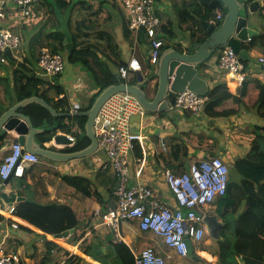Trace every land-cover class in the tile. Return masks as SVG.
<instances>
[{
    "label": "crops",
    "instance_id": "1",
    "mask_svg": "<svg viewBox=\"0 0 264 264\" xmlns=\"http://www.w3.org/2000/svg\"><path fill=\"white\" fill-rule=\"evenodd\" d=\"M41 1L42 0H40L35 7L39 6ZM100 1L101 0H92L91 2L96 3L95 6H98ZM106 1L104 6L107 4L110 8L111 6L114 7V2L121 4V0ZM257 1L260 2V6L264 4V0ZM157 3L163 23L168 20L173 22L172 28L176 37L170 42L180 44L182 49L180 51H188L194 43L191 40L189 32L179 27L176 7L172 6L168 0H159ZM177 3L179 5H177V8H182V5L179 2ZM2 4L3 1L0 0V8H2L5 15L6 12H19L11 3H7L4 6H2ZM47 6L49 7L50 5ZM96 8L97 7H95V9ZM117 10L119 9L112 8L111 11L114 17L119 19L118 26H115V34H113L114 36L116 35L114 38L119 41L116 43L126 62H128L131 57H136L143 66L152 70H149L146 75V73L143 72V68V76L148 78L154 74V72H157V67L152 68L155 65H151L149 62V40H147L145 44H140L137 41L139 32L137 34L133 32L136 38L133 46H130L125 38L122 40L123 31L120 21L122 13L117 12ZM51 13H53L51 15H55L54 11ZM215 13L216 16L214 18L205 20L214 22L218 14L217 12ZM257 14H259V12H257ZM122 15L126 17L124 10ZM259 16L260 17L256 15L255 21V24H258L256 30L259 31V35L254 38H264V18L260 14ZM14 31L20 36L22 41V36L18 29ZM249 44V41L244 42L243 49L245 45ZM263 54V44H256V46L250 50L245 63L247 80L241 86L225 78V75L218 67L217 54L208 62L203 63L201 68L197 66L201 77L207 81L209 90L215 84H223L232 93V99L236 105L244 101L238 114L230 117H209L203 112L196 115L188 110L175 108L171 104L168 111L164 113H147L140 120V124L134 125V128L141 131L146 137L143 142L146 152V164L140 180L150 186L157 193L159 199L166 202V204L172 207L177 206L174 196L163 177L166 169H172L177 172L186 171L193 160L201 158L210 159L212 157H221L230 166L235 159L244 157L248 153L251 143L257 134L264 135V117L261 114L264 111V63L258 60L259 55ZM21 57L18 58V60H21ZM156 66H158V64ZM70 67L72 71L68 76L65 77L63 73L57 78L51 79V82H46V90L42 94L44 99L56 110L65 113L83 111L78 110L84 107L79 103V100L83 98V96L86 97V99H90L95 92V90L87 91L89 89L81 84H76L77 88L74 89V86H76L74 79L77 80L78 76L87 79L88 75L79 66L76 67L70 64ZM33 68L34 71H39V68L37 69L35 66ZM6 74V71L0 68V77ZM62 77H65L64 85L60 83ZM134 77L133 75L131 78L133 79ZM0 85L4 90V83L1 80ZM1 93L3 96V92L0 90V96ZM60 100H65L64 107L58 104ZM144 118L147 120H144ZM70 134L76 136L77 142L76 133L73 132ZM15 136V132H8L6 137L0 138V162L10 152L12 142L16 139ZM157 141L160 142L161 147L160 144H157ZM87 143L88 142L85 140L82 142L83 145ZM73 147L74 146H70L63 150L73 151ZM138 149L141 150L142 153V148L140 146H137V151ZM137 154L139 153L137 152ZM52 163L51 161L48 162V160H45V164L42 166L34 165L27 168L22 180L30 186L29 192L34 195L37 201L42 203L55 202L70 206L79 219V230L68 238H55L54 235L43 232L28 221L14 216L19 222L20 227L25 226L33 232L28 234L22 231L21 228L18 230L12 229L11 226L7 228L2 223L3 221L0 220L1 250L19 251L20 253H22L21 250H25L24 254H32L35 253V250L38 248V251L41 252L40 254L42 255L45 248L44 240L47 239L59 244L65 250L69 251L70 255L77 254L91 264H100L91 256L86 255L83 251L87 250L88 245L92 243L94 245H101L97 246L95 249L98 250L97 255L100 253V250H109L110 246L115 250H124L123 246H127L132 252L134 260L136 254H140L147 249H153L162 257L163 262L166 264H218L219 241L216 240L214 244L209 242H200L197 243L196 246L193 244V253L198 257L196 260L192 255H190V257L188 256L189 258L179 256L174 250L167 247L162 238L160 239L159 236L151 232L141 231L138 223L134 221H124L121 224V239H118L116 234L110 229L99 225L100 220L95 218L93 214L97 210L105 212L110 207L116 205L114 194L117 188L116 173L108 163L106 155L100 150L87 159H76L67 163L54 164L55 166H53ZM50 165L57 168V178L53 184L47 183L43 190L41 184L38 183L40 174L38 175L37 172L41 171L43 168L48 169ZM134 168L135 166L132 161L131 169L134 170ZM41 176L45 177L47 173L43 172ZM64 177H79L80 179L86 180L88 182L86 185L87 187L80 193L74 186L66 183ZM4 190L10 197L25 196L23 195L22 189L14 188L11 182ZM88 194H91V196ZM229 197L233 200L232 206L227 205L222 207L220 205V198H217L212 202L213 204L207 205V214L218 215L220 220H222L225 214L236 213L238 207L242 205L244 198L240 193L235 191H233ZM1 202L2 201H0V212H2V206L4 205L11 209V207H15L19 204L15 202L2 205L4 202ZM246 206L248 205L246 204ZM5 219H7L9 223H12L11 219ZM2 230L7 231L4 236L3 234L1 235ZM110 234L113 235V239L110 242H106L105 240ZM37 236L43 238L42 241L38 239ZM168 249H171L173 253ZM30 256V258H25L26 264H36L34 254ZM62 262V260H59L57 264H62Z\"/></svg>",
    "mask_w": 264,
    "mask_h": 264
},
{
    "label": "trees",
    "instance_id": "2",
    "mask_svg": "<svg viewBox=\"0 0 264 264\" xmlns=\"http://www.w3.org/2000/svg\"><path fill=\"white\" fill-rule=\"evenodd\" d=\"M91 1L42 0L41 4L34 8V15L36 17L41 16L40 19L35 23L34 18H30L29 20H22L18 24L25 34V36H22L21 41V43L24 42L25 48L21 60L8 52L3 55L5 64L0 62V68L7 73L5 76L0 77V80L4 83L3 96H0V116L17 102L26 98L32 96L44 98L42 94L46 90L45 82L41 76L35 73L33 68L39 61L38 53L43 47H47L52 53H65L67 55L65 57L66 63L81 67L87 73L88 79L92 81L95 92L90 97L89 104L78 110L90 109L103 89L122 83L118 70L121 66H127L128 62H126L119 49L113 33L106 29L95 28L93 24L86 30L80 20L76 22L74 29L71 28V17L78 11L84 12L92 18L102 16L104 13L107 16L112 13L110 6L108 7L107 4L104 6L106 0H101L98 6H95L96 3ZM168 1L176 7L179 27L189 32L193 45L198 47L204 43L208 38V34L202 22L205 19L214 18L216 16L215 11L203 6L202 3L200 4L201 0ZM177 2L182 5V8H177ZM95 7L97 8L95 9ZM53 11L55 15H51ZM158 15L161 19L160 38L164 40L163 51L170 47L182 50L180 44L170 42L176 37L172 28L173 22L168 20L163 23L159 11ZM14 16L18 15L6 12L5 18H0V29L10 28L14 31ZM120 18L123 36L129 45L133 46L136 38L129 28L127 16L124 17L121 14ZM93 35L96 36V40L92 39ZM255 39L253 38L249 45H245L240 54V59L244 64L250 50L256 46ZM147 40L143 31L138 33L137 41L140 44H145ZM68 43L72 45L71 51L67 48ZM201 66L203 64L199 68ZM149 80H157V76L151 75ZM130 82L135 84L137 78L134 77ZM155 87L157 88V83ZM207 95L208 100L205 103L203 113L209 117L234 116L240 112L244 104V101H242L236 105L233 102L232 93L227 87L219 83L213 85ZM58 104L64 107L65 100H60ZM21 112L30 116L34 127L41 130L36 136V141L42 146L50 143L59 132L76 133L77 142L73 147L74 150L83 149L90 143L85 130L86 116L56 117L37 103L23 107ZM261 114L264 117V111ZM83 140L88 143L83 145ZM137 152L140 154L141 150L138 149ZM237 176L241 177L239 181ZM16 179L19 181V188L22 189L23 195L35 202L19 203L12 212L14 216L28 221L50 235L72 229L76 233L79 230V219L70 206L55 202L42 203L37 201L34 195L29 192L30 186L22 178H12L11 182ZM64 180L69 185L74 186L80 193L86 189L88 184L86 180L79 177H64ZM233 191L240 193L244 199L235 214L228 213L222 218L225 226L221 233L223 240L218 242V264L262 263L264 262L263 134L256 135L244 157L235 159L230 164L227 196L219 197L222 207L232 206L233 200L229 196ZM88 195L91 196V194ZM247 197L250 198L248 206H246ZM1 219L4 220L5 217L1 216ZM20 228L28 234L33 232L25 226ZM112 239L113 235L110 234L105 241L110 242ZM44 245L45 248L38 264H57L59 260L63 261L62 264H91L77 254L70 255L69 251L54 241L45 239ZM97 246L101 245L92 243L88 245L87 250L83 251L100 264H135L134 256L127 246H123L124 250H115L110 246L109 250H100L98 255V250H95ZM192 257L198 259L195 253L192 254ZM240 259L243 262H240Z\"/></svg>",
    "mask_w": 264,
    "mask_h": 264
},
{
    "label": "built area",
    "instance_id": "3",
    "mask_svg": "<svg viewBox=\"0 0 264 264\" xmlns=\"http://www.w3.org/2000/svg\"><path fill=\"white\" fill-rule=\"evenodd\" d=\"M12 1L32 4L34 8L40 0ZM121 5L130 30L136 34L143 31L149 40V62L151 65H157L164 47V40L160 38L161 19L158 15L157 1L121 0ZM257 12L264 18V4L259 6ZM0 18H5L2 8H0ZM222 19L221 13H218L214 20L215 24L218 25ZM251 40L250 38L248 41ZM20 45L21 38L15 31L10 28L0 29V62H5L3 57L5 53L10 52L16 56ZM258 60L264 63V54L259 55ZM217 62L225 78L236 82L239 86L246 82V66L241 61L240 55L231 48H222L217 53ZM38 68L44 76L54 79L65 72L66 58L43 47L39 52ZM142 70L143 65L140 60L131 57L128 65L121 66L118 72L122 83L128 84L129 75ZM35 73L41 76L39 72L35 71ZM207 100V95L185 90L173 95L172 105L197 115L203 112ZM145 114L147 111L140 106L138 99L128 92L112 95L100 108L95 118L94 129L98 150L106 155L108 163L117 176V188L114 194L116 205L105 212L97 210L93 216L100 220L99 225L110 229L118 239H121V224L124 221L137 220L141 231L159 236L167 247L179 256L188 257L187 239H190L192 244L200 243L207 235V227L204 223L207 205L227 195L230 166L221 157H212L193 160L186 171L166 169L163 177L177 206L166 204L150 186L140 180L146 164L143 145L146 137L134 128L133 118L140 116L142 119ZM66 136L70 144L56 143L53 138L47 145L56 149L74 146L76 136L73 134ZM137 146L142 148L141 154H137ZM132 161L134 170L131 169ZM44 164V158L25 151L23 145L13 141L10 152L0 162V187L8 178H23L27 168ZM14 208L11 207L6 215L12 220L11 228L18 230L20 224L12 214ZM23 261V255L19 251L0 249V264H24ZM160 262L166 264L153 249L135 255V264Z\"/></svg>",
    "mask_w": 264,
    "mask_h": 264
},
{
    "label": "water",
    "instance_id": "4",
    "mask_svg": "<svg viewBox=\"0 0 264 264\" xmlns=\"http://www.w3.org/2000/svg\"><path fill=\"white\" fill-rule=\"evenodd\" d=\"M201 0L203 6L221 13L222 21L215 24L213 21L203 20V26L207 31L208 38L200 46L192 45L188 51H180L173 47L165 49L158 62L157 76L154 91L151 94L149 87L152 81L146 82V78L141 71H135L137 82L135 84L128 82V84L121 83L118 85H111L101 91L95 102L88 110L74 111V112H60L49 104L44 98L32 96L9 108L0 116V138L6 137L8 132H15L16 139L24 146L25 151L39 155L45 160L51 161L55 164L67 163L76 159H87L93 156L98 151V140L95 134V118L102 107V105L112 95L119 92H128L133 94L140 106L147 111V113H164L169 110L172 104V97L176 93L185 90L194 91L196 93L207 95L209 86L205 79L199 73L197 66L208 62L215 54L222 48L229 47L237 54H241L243 50V43L250 38L259 35L256 30L258 24H255L256 14L260 6V2L255 0ZM71 43L67 44V48L71 51ZM154 81V80H153ZM146 82V83H145ZM143 84H146L142 86ZM37 103L45 107L53 116L56 117H80L86 116L87 122L85 125L86 136L90 143L87 147L80 150L65 151L63 149H53L48 145H40L36 141V136L41 132L40 129L34 127L30 116L21 112V109L29 104ZM140 116L133 118V125L140 124ZM56 143L70 144L66 133L57 134L54 137ZM54 165V164H53ZM12 178L4 181L0 187V201L4 203H21L34 201L25 196L10 197L4 189L10 185ZM226 197V195H225ZM250 204V198L247 197V205ZM204 223L207 227V234L213 240L222 241V228L225 222L220 220L218 215L207 214ZM12 231V229H11ZM75 230H67L62 233L54 235L55 238H68L73 235ZM187 246L189 254H193V244L190 239H187ZM240 262H243L240 259Z\"/></svg>",
    "mask_w": 264,
    "mask_h": 264
},
{
    "label": "rangeland",
    "instance_id": "5",
    "mask_svg": "<svg viewBox=\"0 0 264 264\" xmlns=\"http://www.w3.org/2000/svg\"><path fill=\"white\" fill-rule=\"evenodd\" d=\"M112 1H115V0H112ZM114 7L113 6H111V8H117V9H119V10H117V12H121L122 14H123V9H122V6H121V4L120 3H117V2H114ZM35 8V7H34ZM34 8H31V11H29V12H26V13H23V12H16L17 13V15L18 16H14L13 18L15 19V26H14V28L15 29H18V31L20 32V34H21V36H25V34L23 33V31H22V29H21V26L20 25H18V24H20L21 23V21L22 20H29L30 18H34V20H35V22L41 17V16H38V17H36L35 15H34ZM111 11H112V9H111ZM33 12V13H32ZM51 14H53V13H51ZM23 15V16H22ZM38 15H40V14H38ZM258 17H260L259 16V14H256ZM106 16H107V14L106 13H104V15H102V16H97V17H94V18H92V17H89L88 16V14H86V13H84V12H76V14H74L72 17H71V28L72 29H74L75 28V25H76V22L77 21H81L82 22V24H83V27H84V29H86V30H88V28L89 27H91L92 26V24H93V27H95V28H99V29H106V30H108V31H111L113 34H115V26H118V23H119V19L118 18H116V17H114V14H113V12L112 13H109L108 14V16H107V18H106ZM263 21H264V19H263ZM17 25V26H16ZM30 28V27H29ZM116 36V35H115ZM114 36V37H115ZM123 35H122V40H123ZM92 39H95L96 40V36H92ZM115 40H116V42L118 43L119 41L115 38ZM256 44H263L264 45V38L263 37H257L256 38ZM23 52H24V43H22L21 45H20V48L18 49V52H16V56L18 57V58H20L21 56H22V54H23ZM63 54V56L64 57H67V55L65 54V53H62ZM3 64H5V62L3 63ZM67 65V69H68V71H67V69H65V72H64V75H65V77L66 76H68L69 74H70V72L72 71V68L70 67V64L67 62L66 63ZM35 67L38 69V67H37V65H35ZM76 67H78V66H76ZM157 66L155 65V66H153L152 68H156ZM149 70H151V69H148L147 67H145L144 66V73H146V75H147V73H148V71ZM152 71V70H151ZM39 73H40V75H41V78H42V80L45 82V86H46V82H51L50 80H51V78L50 77H48V76H44L42 73H41V71H38ZM155 73V72H154ZM152 75H154V74H152ZM133 75H129V82L132 80V77ZM65 77H62L61 79H60V83L62 84V85H64L65 83H64V78ZM150 77V76H149ZM149 77L148 78H146V82H148L149 81ZM74 81H75V85L77 84V85H79V84H81L82 86H84L85 88H88L89 90H87V91H94V89H93V84H92V81H90L88 78L87 79H84V78H81L80 76H78V78H77V80H75L74 79ZM145 82V83H146ZM154 84H155V80L154 81H152L151 82V84H150V87H149V91H151V94L153 93V91H154ZM77 85L76 86H74V89L75 88H77ZM152 85V86H151ZM0 90H1V92H3V87L0 85ZM1 96H2V93H1ZM79 103H81L84 107L85 106H87L88 104H89V98L88 99H86V97H84L83 96V98H81L80 100H79ZM144 120H147L146 118H144ZM157 139V138H156ZM158 140V139H157ZM157 144H160V142H158L157 141ZM160 147H161V144H160ZM53 149H56L55 147H52ZM49 162V161H48ZM52 164H55V163H52ZM53 166H55V165H53ZM53 166H49L48 167V169H41V171H39V172H37V174L39 175L40 174V177H39V181H38V183L39 184H41V186H42V188H43V190L45 189V186H46V184L47 183H54L55 182V180H56V178H57V168H55V167H53ZM43 172H46L47 173V176H45V177H42L41 176V173H43ZM240 178L241 177H239V176H237V180L239 181L240 180ZM18 180L16 179V180H14V181H12L11 182V185L12 186H14V188H19V181L17 182ZM1 203H3V201L1 202ZM5 203H3L2 205H4ZM213 204V203H212ZM6 205H7V203H6ZM211 205V204H210ZM3 208H2V210H4L6 213H9V211H10V209H9V207L7 208L5 205L4 206H2ZM238 209H239V207H238ZM238 211V210H237ZM235 214V213H234ZM0 216H3V217H5V218H9V216H7L6 214H4L3 212H0ZM0 220L1 221H3L2 223L5 225V227H10L11 226V223H9L8 222V220L7 219H5V220H3V219H1L0 218ZM135 223H138V221L137 220H135L134 221ZM7 233V231H5V230H2V233H1V235L3 234V236L5 235ZM153 235V234H152ZM155 236V235H154ZM37 238L38 239H40L41 241H42V239L43 238H39V236H37ZM36 238V239H37ZM160 238V237H159ZM161 239V238H160ZM206 242H209V243H211V244H214L215 243V240H213L211 237H209L208 236V234L205 236V238H204V240L202 241V243H206ZM195 246H196V244H197V242H194L193 243ZM37 248V247H36ZM166 248V247H165ZM168 250H170L171 252H172V250L171 249H168ZM21 252H22V255H23V258H24V264H26V261H25V258L27 257V258H30L31 256L30 255H32V254H34V258H35V262H36V264H37V262H38V260H39V258H40V256H41V252H39L38 251V248H37V250H35V253H32V254H28V253H26V254H24V252H25V250H21ZM173 253V252H172ZM190 257V256H189ZM188 257V258H189ZM185 259V258H184ZM186 260V259H185Z\"/></svg>",
    "mask_w": 264,
    "mask_h": 264
},
{
    "label": "bare ground",
    "instance_id": "6",
    "mask_svg": "<svg viewBox=\"0 0 264 264\" xmlns=\"http://www.w3.org/2000/svg\"><path fill=\"white\" fill-rule=\"evenodd\" d=\"M7 3H11V4H13L14 6H15V8L17 9V10H19V12H23V13H25V12H29V11H31V8H32V4H21V3H19V2H14V1H12V0H4V2H3V4H2V6H4V5H6ZM33 13V12H32ZM23 16V15H22ZM72 49V48H71ZM143 74V73H142ZM150 78V77H149ZM154 79V78H153ZM143 85H145V84H143ZM152 86V85H151ZM2 212L4 213V214H7L8 215V213H6L4 210H2ZM158 264H163V263H158Z\"/></svg>",
    "mask_w": 264,
    "mask_h": 264
},
{
    "label": "clouds",
    "instance_id": "7",
    "mask_svg": "<svg viewBox=\"0 0 264 264\" xmlns=\"http://www.w3.org/2000/svg\"><path fill=\"white\" fill-rule=\"evenodd\" d=\"M143 68H144V66H143ZM142 72V71H141ZM133 75L135 76V73L133 72ZM128 82H129V80H128ZM208 96V95H207ZM47 145V144H46ZM52 148V147H51ZM189 256H190V254H189Z\"/></svg>",
    "mask_w": 264,
    "mask_h": 264
},
{
    "label": "flooded vegetation",
    "instance_id": "8",
    "mask_svg": "<svg viewBox=\"0 0 264 264\" xmlns=\"http://www.w3.org/2000/svg\"><path fill=\"white\" fill-rule=\"evenodd\" d=\"M173 98V97H172Z\"/></svg>",
    "mask_w": 264,
    "mask_h": 264
}]
</instances>
